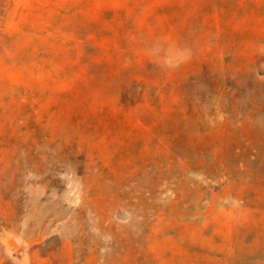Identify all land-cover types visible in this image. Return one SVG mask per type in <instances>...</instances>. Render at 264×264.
<instances>
[{"label": "rangeland", "instance_id": "374dc122", "mask_svg": "<svg viewBox=\"0 0 264 264\" xmlns=\"http://www.w3.org/2000/svg\"><path fill=\"white\" fill-rule=\"evenodd\" d=\"M0 31V264H264V0H0Z\"/></svg>", "mask_w": 264, "mask_h": 264}, {"label": "clouds", "instance_id": "9594fccd", "mask_svg": "<svg viewBox=\"0 0 264 264\" xmlns=\"http://www.w3.org/2000/svg\"><path fill=\"white\" fill-rule=\"evenodd\" d=\"M148 52L161 68L170 70L187 63L193 56L192 49L187 46L178 47L161 42L154 43Z\"/></svg>", "mask_w": 264, "mask_h": 264}, {"label": "trees", "instance_id": "16d2710c", "mask_svg": "<svg viewBox=\"0 0 264 264\" xmlns=\"http://www.w3.org/2000/svg\"><path fill=\"white\" fill-rule=\"evenodd\" d=\"M0 37L1 38H7L8 36L6 35V34H4L3 32H1L0 31ZM3 49H4V45H3V43L1 42V40H0V50H1V53L3 52ZM129 89H124V91L122 92V94H121V102L123 103V104H125L126 102H128V101H133V98L134 97H137V96H135L136 94L134 93L135 91H133V95L132 96H130L129 97ZM138 98V97H137ZM33 99V101H35L36 100V97H31L29 100H32ZM133 103V102H132ZM30 104L31 103H29V104H26V105H29L30 106ZM28 107V106H27ZM37 108H35V110L33 111V113H35V116H38V112H37V110H36ZM1 130H2V125H0V134H1ZM124 137H128L127 136V134H124ZM4 153H2V155H0L1 157H3V159H4ZM181 157H184V156H181ZM185 158V157H184Z\"/></svg>", "mask_w": 264, "mask_h": 264}]
</instances>
